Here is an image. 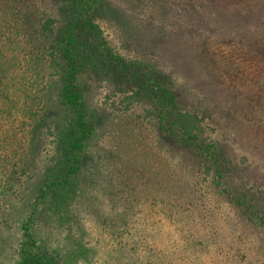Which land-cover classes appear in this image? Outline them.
<instances>
[{"label":"rangeland","instance_id":"1","mask_svg":"<svg viewBox=\"0 0 264 264\" xmlns=\"http://www.w3.org/2000/svg\"><path fill=\"white\" fill-rule=\"evenodd\" d=\"M61 5L0 0V264L15 263L21 224L60 156L59 82L36 29ZM21 12L34 42L15 52L5 39ZM96 20L108 46L149 65L179 108L204 118L236 168L264 177V0H99ZM94 75L81 81L96 130L72 217H35L36 237L62 252L81 237L79 264H264V228L242 221L199 159L143 117L147 104Z\"/></svg>","mask_w":264,"mask_h":264},{"label":"trees","instance_id":"2","mask_svg":"<svg viewBox=\"0 0 264 264\" xmlns=\"http://www.w3.org/2000/svg\"><path fill=\"white\" fill-rule=\"evenodd\" d=\"M60 2L62 5L55 8L58 16L41 17L36 29L37 36L43 38L39 47L44 48L46 62L59 82L57 103L63 119L62 125L55 126V138L60 156L39 183L29 214L21 224L14 264H79L87 257L81 237L62 252L38 239L32 230L33 220L39 215L58 218L61 225L72 217L85 148L96 130L85 104L81 84L85 75L103 76L117 90L128 93V101L147 104L150 108H143V117L171 141L176 151L199 159L212 189L242 221L264 228V177L253 170L236 168L225 146L204 135V118L179 108L173 92L149 65L126 59L108 46L96 20L99 0ZM25 18L21 12L14 20L13 33L4 38L10 41L12 51L29 49L34 42L29 39ZM2 54L0 48V57Z\"/></svg>","mask_w":264,"mask_h":264}]
</instances>
